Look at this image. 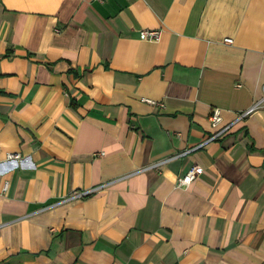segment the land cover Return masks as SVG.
<instances>
[{"label":"crops","instance_id":"0c3cea01","mask_svg":"<svg viewBox=\"0 0 264 264\" xmlns=\"http://www.w3.org/2000/svg\"><path fill=\"white\" fill-rule=\"evenodd\" d=\"M0 264H264V0H0Z\"/></svg>","mask_w":264,"mask_h":264},{"label":"built area","instance_id":"2783aa9c","mask_svg":"<svg viewBox=\"0 0 264 264\" xmlns=\"http://www.w3.org/2000/svg\"><path fill=\"white\" fill-rule=\"evenodd\" d=\"M159 34H160V30L157 28L154 29H143L140 31L139 33V37L140 38H148V39H152V40H157L159 38ZM225 42H231L230 38H225L224 39ZM144 101L150 102V103H154V104H160L159 102L153 101L152 99H148V98H143ZM259 106V102H255L253 103L251 106H249L247 109H244L242 112L239 113V117H244L246 115H248L249 113H251L252 111H254L257 107ZM221 115H220V109L218 107H214L211 109L209 116H208V120L211 124V126L216 127L220 124L221 122ZM226 129H228L227 126H223V127H219V129L215 130V133L212 134L211 137H207L203 142L194 145L192 147H189L188 149H186L184 152L180 153V155H183L189 151H192L193 149L203 145L206 141H209V139H213L214 137L222 134L223 131H225ZM21 155L19 152H6L5 156H4V160H10V159H20ZM201 172V168L198 166H193L191 168H189L183 175H181L180 177L177 178L176 184L177 186L180 187H187L190 182L194 179V177H196V175H198ZM7 186V182H4L3 185V189H5ZM91 191H93V189H85V190H81L77 193H75L76 196H83L86 195L88 193H90Z\"/></svg>","mask_w":264,"mask_h":264}]
</instances>
